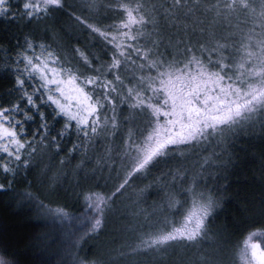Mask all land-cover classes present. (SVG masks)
I'll use <instances>...</instances> for the list:
<instances>
[{"label": "snow or ice", "instance_id": "6c2138e0", "mask_svg": "<svg viewBox=\"0 0 264 264\" xmlns=\"http://www.w3.org/2000/svg\"><path fill=\"white\" fill-rule=\"evenodd\" d=\"M147 3L125 0L118 5L119 23L107 27L73 17L110 48L107 64L79 48L73 49L75 63H66L50 48L25 39L13 61L14 87L8 93L18 95L0 104V172L12 177L28 167L26 154L36 151V141L48 140L49 119L65 120L50 141L57 148V139L70 132L88 142L73 150L86 148L102 134L120 137L130 158L122 183L110 194L81 193L94 212L88 221L90 233L99 230L106 210L133 176L147 172L179 147L208 145L220 137L231 140L258 122L264 127V0H162L150 9ZM65 7V0H21L14 12L13 0H0V18L40 20ZM149 26L152 31L145 33ZM217 29L224 34L217 35ZM129 64L149 74L129 79ZM42 105L52 107L50 115ZM118 105L138 119L121 118ZM37 118L40 124L29 139L26 125ZM145 120L141 130L137 125ZM169 176L186 179L172 172L164 179ZM202 182L180 188L193 197L194 209L180 226L141 239L138 247L153 249L178 240L195 244L208 237L207 221L217 202L197 190ZM5 187L0 183V189ZM175 203L179 202L169 197V207ZM243 244V264H264V231L250 233ZM0 264L6 262L0 259Z\"/></svg>", "mask_w": 264, "mask_h": 264}, {"label": "trees", "instance_id": "16d2710c", "mask_svg": "<svg viewBox=\"0 0 264 264\" xmlns=\"http://www.w3.org/2000/svg\"><path fill=\"white\" fill-rule=\"evenodd\" d=\"M20 2L13 0L14 12L18 10ZM124 2L65 0L64 9L55 10L51 16L40 20L0 18V104H6L18 95L14 93L10 96L8 93L14 87L16 65L13 61L24 46L25 39L50 48L63 57L66 63H75L73 49L79 48L89 54V58L96 57L101 63L107 64L111 56L110 48L73 17L80 16L86 23L97 27L118 24V5ZM154 3H162V0H148L146 7L150 9ZM144 31L148 33L152 29L149 26ZM223 34L217 29V35ZM146 38L141 37V42ZM41 51L37 48L36 54L40 55ZM126 74L131 79L133 75L149 73L141 72L129 64ZM42 110L50 115L52 107L42 105ZM117 111L122 113L121 118L137 119L127 107L118 105ZM48 123L52 126L51 135L47 141L37 140L34 145L36 151L26 154L28 167H22L14 177L0 172V183L6 185L0 189V252L5 257L19 264H67L64 258L55 255L58 249V226H66L71 233L79 230L71 251L73 264H79V261L93 264H225L231 244L237 246L250 233L259 229L264 231V138L256 133L247 131L229 141V148L233 150L230 149L231 152L239 157L234 159L237 160L235 166L231 168L228 165L232 178L226 189L229 196H224L222 208L217 212L215 210L216 214L209 218L208 237L195 244L178 240L144 249L138 247L141 239L170 231L181 223L193 197L179 195L177 189L181 185L195 187L196 182L201 180L198 173L213 166L209 159L216 146H181L172 154L181 149H190L192 160L173 157L160 161L143 174L133 176L122 194L114 198L110 210H106L99 230L90 233L88 216L94 212L86 206L81 193L88 190L108 194L113 192L127 175L130 158L125 154L120 137L113 138L108 134L93 138L86 148L73 150L75 145L88 142L80 141L74 132H70L57 139V148L50 141L63 129L65 120L49 119ZM147 123L145 120L137 126L143 130ZM39 124L37 118L26 125L29 139ZM108 158L112 161L106 169H103L105 165L97 166L98 162ZM191 164L193 167L188 183L175 189L174 184L181 180L174 181L172 176L164 179V174L168 172L186 176ZM96 169L100 170V173H96L97 178L94 173ZM209 181L206 179V183H199L198 190L203 186L211 187L213 183ZM169 197L179 203L171 206H175L176 210L170 218H166L162 215V208L169 206ZM19 198H22L21 202ZM41 203L44 208L40 207ZM47 209L53 210L49 213V239L44 237L47 230L45 222L38 216V211L48 212ZM56 210H62V214H57ZM50 229H55L56 233H50ZM69 259L68 264H71Z\"/></svg>", "mask_w": 264, "mask_h": 264}, {"label": "rangeland", "instance_id": "374dc122", "mask_svg": "<svg viewBox=\"0 0 264 264\" xmlns=\"http://www.w3.org/2000/svg\"><path fill=\"white\" fill-rule=\"evenodd\" d=\"M233 23H235V21H233ZM237 35H238V33H237ZM247 131H251L253 133H256L262 139L264 138V127H261L259 122L256 123L254 127L246 128L245 131L242 134H246ZM229 141L230 140L226 141V140L223 139V137H221V139L217 138L215 143H211V145L216 146L213 154L211 155V157L209 159V161L211 163V166L212 165L213 166L211 167V169L206 167L207 171L202 172V173H198V178L203 179L202 183H206L205 182L206 179H208V181L210 180L209 181L210 183H213L211 187L203 186V187H200L199 190L198 189L197 190L198 191H203V192L211 194L213 196V198L217 202L216 205H218L213 210L212 214H214V215L216 214L218 209L222 208V206H223L222 201H223V198H225L224 196H229V194L227 193V190H226L228 185H229L228 181L232 180V178H231V169L229 168V166L231 165L230 166L231 168H232V165L235 166L236 163H237V160H234V159H236V158L238 159V157H239V155H235V154H233L231 152L232 149H231V147L229 148ZM217 150H219V151H217ZM234 151H235V149H234ZM189 154H193L190 149L189 150H187V149L182 150L181 149L177 153L171 154L166 160H170L173 157H176L178 159H191L192 160L193 155H189ZM217 156H220L222 158L217 159ZM111 161L112 160H110L109 158H108V160L104 159V160H102L100 162L97 161L98 162L97 166L102 167V166L105 165L103 167V169H106L107 166L111 163ZM216 165L218 166L217 168L214 167ZM192 167H193L192 164L189 165V168L186 171V176H184V177H186V179L181 180L179 182H176L177 186L174 184V188L175 189H177V187L179 185L183 184V183L184 184L188 183V181L190 180V174L192 172L191 171ZM215 168H216V171H215ZM167 169H171V168H167ZM194 170H196V168ZM94 173H95V178H97V176H96L97 174L96 173H100V170L96 169V170H94ZM182 173H184V171ZM81 178H83L82 182H84V177L82 176ZM47 182H48V186H49V180H47ZM205 185H207V184H205ZM181 187L184 188V189L189 188V187H185L183 185H181L180 188ZM180 188L177 189L179 195H184L180 191ZM19 199H20L19 202H21L22 198H19ZM175 208H176L175 206L174 207H169L168 205H166V208H164V207L162 208V215L164 217H166V218H170L171 215H173L174 210H176ZM189 209H193L192 200L189 202V205L187 207L186 212L184 213V216H183V219H182L181 223L183 222L184 217H185V215H187V212H188ZM215 210H216V212H215ZM93 215L94 214H92V215L90 214L88 216V220L89 221L91 220ZM38 216L41 217V219L44 220L43 222H45L44 225L46 226L47 230H46V234H45L44 237L46 239H49V212H45L43 210H40V211H38ZM79 221L80 220L78 219V222ZM208 222H209V219H208L207 223ZM180 224L177 225L176 227H179ZM75 225L78 226V224L76 222H75ZM77 226H76L77 229L80 228V226L79 227H77ZM65 227H59L58 226V228L60 230L58 229V231H57L58 232L57 233L58 234V237H57L58 238V244H57V248L58 249L56 250L55 255H58L59 258H60V256H61L62 259L64 258L67 261L66 262L67 264L69 262L68 258L70 257L69 260H71V264H73L72 261H74V259H73L72 255H71L72 254L71 251L74 248L76 238L79 236V230L73 231V233H71L70 229L68 227H66V228ZM260 230H263V229H259V231ZM50 231H51L50 233H53V234L56 233L55 229H50ZM243 242H242V244L240 243L237 246H235L234 243L231 244V246H230L231 252L229 253V256H228L227 260L225 261V264H243V262L241 260V250H242V248L244 246ZM232 246H233V249H232ZM46 250H47V248H46ZM0 259L5 261L6 264H19L16 261L11 260L9 257H5L1 252H0ZM87 264H93V263H87ZM215 264H219V263H215Z\"/></svg>", "mask_w": 264, "mask_h": 264}]
</instances>
